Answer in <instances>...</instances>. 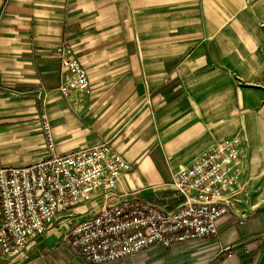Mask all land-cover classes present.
Returning <instances> with one entry per match:
<instances>
[{"label": "crops", "instance_id": "1", "mask_svg": "<svg viewBox=\"0 0 264 264\" xmlns=\"http://www.w3.org/2000/svg\"><path fill=\"white\" fill-rule=\"evenodd\" d=\"M260 3L0 0V86L41 84L46 92L37 100L0 89V165L24 166L47 155L45 119L58 154L110 140L131 166L116 190L175 210L183 196L173 175L264 109L254 77ZM61 42L72 46L89 76L88 94L75 105L57 91ZM103 200L77 206L17 255H4L0 246V264H91L61 237ZM243 213L241 224L234 215L223 218L216 239L150 246L115 264H255L264 207ZM226 245H234L231 256L219 253Z\"/></svg>", "mask_w": 264, "mask_h": 264}, {"label": "built area", "instance_id": "2", "mask_svg": "<svg viewBox=\"0 0 264 264\" xmlns=\"http://www.w3.org/2000/svg\"><path fill=\"white\" fill-rule=\"evenodd\" d=\"M73 63L65 61L64 66L73 77L77 76L76 84L83 89L86 87L85 75ZM63 91L67 92V89ZM243 152V144L238 138H228L208 148L189 169L181 172L177 185L185 192L197 194V204H188L194 207L166 214L147 204L138 206L127 202L104 210L97 221L83 224L81 232L74 238L70 236L68 241L74 247L82 248V254L89 260L98 263L132 256L153 241L170 245L187 238L194 227L195 235H213L215 219L224 213V209L211 215L207 206H214L213 202L219 196L218 186L227 184L226 178L232 176L231 166L239 162ZM82 159H88L96 168L98 186H111L120 172L128 168L119 153L101 144L55 159L52 164L48 161L23 168L0 169V201L6 222L0 243L4 252L18 251L29 237L42 233L46 223L57 217L60 210L78 203L82 184L77 163ZM12 192L15 198L10 197ZM198 206L204 208L198 210ZM180 231L186 235L178 236ZM76 238H80L78 242H74Z\"/></svg>", "mask_w": 264, "mask_h": 264}, {"label": "rangeland", "instance_id": "3", "mask_svg": "<svg viewBox=\"0 0 264 264\" xmlns=\"http://www.w3.org/2000/svg\"><path fill=\"white\" fill-rule=\"evenodd\" d=\"M260 6L262 8L261 11V27H260V35H261V42L258 44V48L256 47L254 50H258L259 55L257 56L256 53V63L258 64V67L256 69L257 73L254 76L256 79L255 81L260 84L261 89L264 91V0H261ZM240 13V12H239ZM245 51V49H243ZM55 54L59 60V85L57 87V91L59 94L66 98L67 100L71 101L73 105H75L78 101L83 100L86 95L88 94L89 90V76L83 67V65L75 58L74 56V50L71 45L61 42L56 50ZM65 61H72L73 64L77 66L85 75L86 78V87L80 88L77 82V76L73 75L68 72V70L64 66ZM66 88L67 92L63 91V89ZM0 89L4 91L9 96H17V97H25L28 95L34 96L37 100H43L45 98L46 92L44 91L41 84H37L35 88L32 89H17V88H9L0 86ZM264 96V92H263ZM264 99V98H263ZM262 107H264V100L262 102ZM260 119V120H259ZM42 127L44 130L45 135L48 139L47 144V155L37 160L31 164L24 165V166H2L0 165V169L3 168H23L29 165L33 164H40L50 161L51 164L53 163V160H58L60 158H66L69 156H72L81 150L93 148L99 145L106 144L108 145L112 150H114L116 153H119V155L124 159L126 164L128 165V168L126 170H123L120 172L118 177L114 180V183L111 186H105L101 185L98 186L97 177H96V168L89 162L88 159H82L78 161L77 166L79 170V176H80V182L81 187L80 191L78 192L77 201L78 203H74L72 205H68V209L59 211V214L57 217L52 219L50 222L46 223L44 226V230L42 233L34 236L29 237L24 244V246L19 249L16 252L9 251L4 252L2 245L1 251L6 256H13L17 255L20 252H22L28 245L29 241L33 238H38L39 236L45 234L48 227L52 225L54 222L60 220L61 218L65 217L67 214H69L74 208L77 206L92 201L98 197H103V204L99 207V210L96 214L89 216V217H83L80 219L73 228L70 230L65 231L62 234L61 240L65 242L72 250H74L77 254L82 256L85 261L91 263V264H102V263H120L123 261H128L134 259L141 251H143L145 248L150 246H156L161 248H170L171 246L179 243V242H186L189 240H210V239H216L219 237L220 234V225L223 218H228L230 215H234L238 217L236 220V223H243L245 217V214L243 212H250L253 208L257 206H263L264 207V109L261 112L260 116H257L256 118H252L248 121H246V124L244 126V129L241 131V133H232L229 135L224 136L219 141L209 145L205 148V150L199 154L196 158L193 159V161L190 163L189 166L186 168L176 172L172 177V184L175 188L179 190L181 195L183 196V202L178 206L175 210L172 211H163L159 208L153 206L152 204L136 199L133 197L131 193L128 192H118L116 190L117 182L120 179L121 175L128 172L131 169V166L129 162L123 157L121 152H119L110 142V140L102 141L98 144L91 145V146H85L82 148L75 149L69 153L66 154H58L55 151V145L53 143L52 134L49 128V125L47 121L44 119L42 123ZM228 138H238L244 147L243 154L239 157V162L236 164L235 162L231 166L230 173L232 176L226 178L227 184L224 186H218L219 188V196L214 200L213 205H208L210 214L212 215L215 211H221L224 209V213L215 219V233L213 235L209 236H198L195 235V227L193 228V231L189 232L188 237L182 240L175 241L174 243L168 245V244H162L160 241H153L149 245L143 247L140 251L136 252L132 256H126L124 258H120L117 260L112 261H101L98 263H94L91 260H89L85 255H83L82 248L74 247L68 239L70 240V236H77L80 232V228L83 224L96 220L104 210L122 205L124 203H135V205L143 206V205H149L157 210H159L162 213L170 214L172 212H175L177 210L182 211L189 206L188 204H197V194L194 192H185L183 191L178 185H177V179L179 178L181 172L189 169L195 161H197L206 150L212 146H215L217 144L222 143ZM236 164V165H235ZM235 165V166H234ZM235 174V175H234ZM98 186V187H97ZM11 198H15L16 195L14 192L10 194ZM112 199H115L114 201H110ZM194 207V206H193ZM46 208H49V206H46ZM198 210H201L204 208V206H198L196 207ZM223 208V209H222ZM117 208H114V210ZM112 210V209H111ZM97 221V220H96ZM95 221V222H96ZM5 221L4 216L2 212V203L0 201V235L2 231L5 229ZM184 231H180L178 236H185L186 233ZM173 233H171V236ZM176 235V233H174ZM80 238H76L74 242H78ZM244 246V251L249 252V249H247L246 245ZM234 245H226L223 246L220 249L219 253H226L227 256H231L234 254ZM257 253L255 264H264V243H262L261 249H259Z\"/></svg>", "mask_w": 264, "mask_h": 264}]
</instances>
